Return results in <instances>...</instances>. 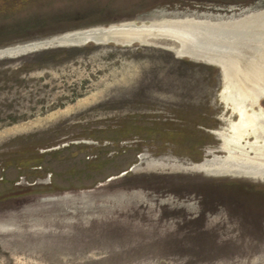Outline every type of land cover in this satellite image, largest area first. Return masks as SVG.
Wrapping results in <instances>:
<instances>
[{"label":"rangeland","instance_id":"obj_1","mask_svg":"<svg viewBox=\"0 0 264 264\" xmlns=\"http://www.w3.org/2000/svg\"><path fill=\"white\" fill-rule=\"evenodd\" d=\"M263 11L264 0H0V264H264V180L200 168L227 157L217 134L243 124L223 98L245 119L258 109L264 17L243 18ZM185 18L225 30L204 43L223 66L164 40L10 53Z\"/></svg>","mask_w":264,"mask_h":264},{"label":"bare ground","instance_id":"obj_2","mask_svg":"<svg viewBox=\"0 0 264 264\" xmlns=\"http://www.w3.org/2000/svg\"><path fill=\"white\" fill-rule=\"evenodd\" d=\"M263 17L264 11L250 14L243 19L254 21V24H257L256 22L259 23V20ZM248 24L250 26V23ZM210 27L211 28H209L208 22H195L189 18H185L184 20L147 19L146 21L141 22H125L117 25H111L106 28L100 27L67 33L36 44L42 47L46 45H57L62 43L68 44L66 46L71 47L72 45L69 43H78L83 40L91 39L92 41L86 43L85 45H102L107 44L106 42L108 40H112L111 43L122 46H131L134 44L152 45L157 41L164 40L172 43L171 46H169V50L176 53L179 57L189 58L194 61L214 64L221 67L223 66V63L218 61V59L210 57L211 53L206 44L208 42H215L217 38L225 39L228 37V34L225 32V30L218 29L219 27ZM172 34H175L174 39L172 38ZM178 40H183L185 45H180ZM93 41L97 43H94ZM99 41L104 42L101 43ZM205 42L206 44H204ZM83 45L84 44H80V46ZM26 47L30 46L12 49L10 53L11 55L14 53L18 54L25 51ZM5 53H9V50ZM2 54L3 52L1 55ZM257 72L259 76L254 79L249 91H254L253 93H256L257 99L255 98V103V99H253V105H255L258 109L251 111L249 119H245L244 116L247 113H243V107L232 108L236 105H233L234 103H231L230 101H227V99L225 100L223 98V102L229 108V110L233 109L235 112H238V116L240 117L241 123L243 124H241V127L238 128L236 124L232 123L226 131L223 133L219 132L220 134H217V136L223 141L221 151L226 153L227 157L221 160L220 163H216V160V162H214V160L206 161L204 164H200V168L220 175H232L238 177L243 176L251 179L264 180V108H262L258 103L260 99L264 100V70H257ZM223 73L225 74V71H223ZM245 105L246 104L243 106ZM242 127H244L246 131H242ZM251 138H253L254 141L252 143L247 142V140Z\"/></svg>","mask_w":264,"mask_h":264},{"label":"water","instance_id":"obj_3","mask_svg":"<svg viewBox=\"0 0 264 264\" xmlns=\"http://www.w3.org/2000/svg\"><path fill=\"white\" fill-rule=\"evenodd\" d=\"M92 40L91 39H87V40H83V41H80L78 43H69L70 45H72L71 47H79L80 44H86L88 42H91ZM112 40H108L106 43L109 44L111 43ZM41 42V41H40ZM94 43H97L95 41H93ZM99 42H104V41H99ZM36 43H39V42H36ZM35 42L34 43H30V44H27V45H24V46H30V47H26L25 51L23 52H20V53H33V52H36L38 50H42V49H49V48H55V47H68L66 45L68 44H57V45H46V46H40V45H37Z\"/></svg>","mask_w":264,"mask_h":264}]
</instances>
